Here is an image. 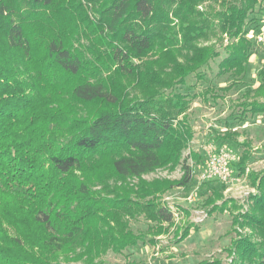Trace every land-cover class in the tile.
Instances as JSON below:
<instances>
[{"label": "trees", "instance_id": "obj_1", "mask_svg": "<svg viewBox=\"0 0 264 264\" xmlns=\"http://www.w3.org/2000/svg\"><path fill=\"white\" fill-rule=\"evenodd\" d=\"M261 3L0 0V264H62L66 252L95 264L108 251L157 246L171 231L179 244L199 230L192 223L176 226L162 199L175 189L191 190L196 181L183 157L195 135L188 118L192 99L172 90L221 57L215 45H201L213 37L226 53L219 74L245 75L255 51L246 22ZM59 14L68 17L58 21ZM37 22L46 32L42 56L31 32ZM259 76V86L245 92L243 114L264 115V69ZM74 77L80 81L74 100L99 109L82 120L68 113L69 105L50 108L64 93L56 79L69 84ZM125 81L140 90L137 97L123 91ZM250 158L246 149L240 174L259 193L251 210L232 213V226L250 227L262 242L232 239L231 264H264V172H247ZM190 159L202 161L193 152ZM178 168L177 180L145 179ZM90 176L101 180L100 190L89 184ZM211 190L208 214L231 211L223 191ZM138 218L151 224L144 233L131 227Z\"/></svg>", "mask_w": 264, "mask_h": 264}, {"label": "rangeland", "instance_id": "obj_2", "mask_svg": "<svg viewBox=\"0 0 264 264\" xmlns=\"http://www.w3.org/2000/svg\"><path fill=\"white\" fill-rule=\"evenodd\" d=\"M211 3H207L203 8H208ZM67 15L59 14L58 21L65 20ZM43 25L40 22L32 25L36 43L39 45L38 55H43L44 50V30L39 29ZM246 31L255 45V51L250 58L245 75L236 79L233 75H220L219 63L226 56L217 38L201 45H215L221 52V57L211 61L207 66L201 68L198 75L204 76L201 80L196 74L187 79L184 86H177L172 92L188 95L192 99L188 111L189 121L194 129L195 135L190 147L184 151L183 157L199 173V165L190 159V152L193 154H202L201 147L204 143L213 141L223 143L228 147L235 163L231 171V177L227 184L220 182H210L202 184L195 177V184L191 190L175 189L167 193L162 199L175 212L176 226L184 227L188 223L194 224L199 230L192 231L191 235L182 243L175 244L173 241V231L168 235L161 237L157 246L143 245L140 243L136 247L125 250L122 254H116L108 251L101 258L96 259L95 264H197L200 262L221 261V264L232 263V252L227 248L232 239L241 237H250L253 242H262V236H259L250 227H238L234 230L232 226V213L242 211L245 214L254 205L252 197L258 194V189L251 185L249 178L240 174L239 161L244 151L248 149L251 158L246 163L247 172H264V115L243 114L241 104L244 103L245 92L249 89H255L260 84L259 73L264 69V3L259 4L253 13H251L246 22ZM262 38L263 41H259ZM86 43V42H85ZM227 41L224 40L223 45ZM69 84L66 80L56 79V83L63 82L64 91L60 95L54 94L57 100H54L50 108L60 109L62 106L69 105L68 113L78 119L90 117V114L99 110L96 105L81 103L74 100L71 92L77 83L78 77L70 78ZM54 87L50 91H54ZM67 84V85H66ZM233 85L230 90L225 91L222 88ZM208 88L213 91L205 93ZM58 91V92H60ZM123 91L130 96L137 97L140 90L130 85V81L124 84ZM171 91H167L170 93ZM206 98V100H205ZM101 109V108H100ZM104 109V108H103ZM61 120V119H60ZM59 121L61 123L62 121ZM225 132L235 133L232 139H224ZM80 176V172L75 173ZM182 172L178 168L175 172L159 171L145 176V179L169 177L177 180ZM264 176V173L263 175ZM91 177V176H90ZM91 184L96 191L101 189V180H94ZM113 180L110 179V182ZM211 186L223 191L227 209L223 214L219 212L209 215L208 207L205 206L206 199L211 195ZM233 201L237 207L233 210ZM219 201L218 204H221ZM240 207V208H239ZM239 208V209H238ZM183 210H188L191 214L187 217ZM151 224L143 218H138L131 222V227L136 233H144ZM227 249V250H226ZM77 253H81L78 250ZM77 254L66 252L61 259L62 264H86L82 260H77Z\"/></svg>", "mask_w": 264, "mask_h": 264}, {"label": "built area", "instance_id": "obj_3", "mask_svg": "<svg viewBox=\"0 0 264 264\" xmlns=\"http://www.w3.org/2000/svg\"><path fill=\"white\" fill-rule=\"evenodd\" d=\"M259 41H263L259 38ZM202 161L199 165V173L195 177L202 184L220 182L227 184L231 177L234 156L231 150L223 143L209 141L201 147Z\"/></svg>", "mask_w": 264, "mask_h": 264}, {"label": "crops", "instance_id": "obj_4", "mask_svg": "<svg viewBox=\"0 0 264 264\" xmlns=\"http://www.w3.org/2000/svg\"><path fill=\"white\" fill-rule=\"evenodd\" d=\"M226 133V132H225ZM236 163V162H235ZM235 163H233V166H232V170L234 169V166H235ZM231 170V171H232ZM167 178H169V177H167ZM211 188H212V186H211ZM224 193V192H223ZM175 213V212H174ZM192 233V232H191Z\"/></svg>", "mask_w": 264, "mask_h": 264}]
</instances>
